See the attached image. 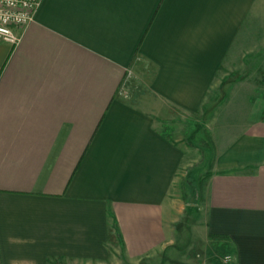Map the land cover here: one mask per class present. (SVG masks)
<instances>
[{"label": "crops", "instance_id": "obj_1", "mask_svg": "<svg viewBox=\"0 0 264 264\" xmlns=\"http://www.w3.org/2000/svg\"><path fill=\"white\" fill-rule=\"evenodd\" d=\"M212 93L237 133L187 224ZM0 264H264V0H40L0 43Z\"/></svg>", "mask_w": 264, "mask_h": 264}, {"label": "rangeland", "instance_id": "obj_2", "mask_svg": "<svg viewBox=\"0 0 264 264\" xmlns=\"http://www.w3.org/2000/svg\"><path fill=\"white\" fill-rule=\"evenodd\" d=\"M224 87H226L225 83L222 84L223 94H225ZM215 95L212 93L211 97L208 96L200 112L186 115L178 121L174 132V137L185 144L187 151L186 163L181 172L185 176L186 191L177 197L179 210L177 214L180 220L187 221V224L192 220H196L197 223L202 221L205 204L201 183L211 172V165L216 154L237 133L232 130L237 127V115L229 116L233 119V124L230 119L227 121L226 115L214 113V111H220V102H225L224 98L216 100ZM237 101L240 102V100ZM180 190L182 191V188Z\"/></svg>", "mask_w": 264, "mask_h": 264}, {"label": "built area", "instance_id": "obj_3", "mask_svg": "<svg viewBox=\"0 0 264 264\" xmlns=\"http://www.w3.org/2000/svg\"><path fill=\"white\" fill-rule=\"evenodd\" d=\"M40 0H0V43L15 46L34 21Z\"/></svg>", "mask_w": 264, "mask_h": 264}]
</instances>
